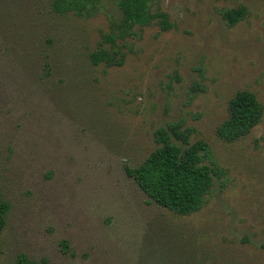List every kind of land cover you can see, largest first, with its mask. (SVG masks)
<instances>
[{
  "label": "rangeland",
  "instance_id": "1",
  "mask_svg": "<svg viewBox=\"0 0 264 264\" xmlns=\"http://www.w3.org/2000/svg\"><path fill=\"white\" fill-rule=\"evenodd\" d=\"M151 13L113 50L112 1L80 17L0 0V264H264V116L239 141L217 135L237 92L264 107V0H152ZM101 47L123 64H93ZM174 124L209 145L213 189L188 215L126 174Z\"/></svg>",
  "mask_w": 264,
  "mask_h": 264
},
{
  "label": "trees",
  "instance_id": "2",
  "mask_svg": "<svg viewBox=\"0 0 264 264\" xmlns=\"http://www.w3.org/2000/svg\"><path fill=\"white\" fill-rule=\"evenodd\" d=\"M106 0H52V9L58 14L73 13L80 17H92L102 8ZM121 14L113 21L111 32L103 35V40L117 49L118 41L132 34L134 26L149 25L156 19L151 13L152 0H109ZM245 7L231 9L224 13L229 26H235L244 19ZM164 29L171 26L165 20L159 23ZM118 51L103 47L91 54L92 63H104L107 66L123 64L117 59ZM264 107L257 96L249 91L237 92L229 101L228 117L217 130L218 137L226 142L239 141L250 135L263 119ZM191 132L181 130L178 125L161 128L155 133L158 147L139 167L126 168V174L132 178L144 193L161 207L177 215H188L201 210L213 189L211 170L203 164V158L209 153V145L200 140L190 141ZM176 139L179 143H175ZM9 206L0 202V233L6 224ZM24 264H47L46 261L24 260Z\"/></svg>",
  "mask_w": 264,
  "mask_h": 264
}]
</instances>
